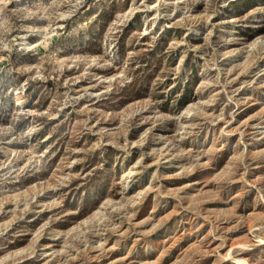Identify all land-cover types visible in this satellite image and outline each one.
<instances>
[{
    "label": "rangeland",
    "instance_id": "374dc122",
    "mask_svg": "<svg viewBox=\"0 0 264 264\" xmlns=\"http://www.w3.org/2000/svg\"><path fill=\"white\" fill-rule=\"evenodd\" d=\"M250 2L0 0V264H264Z\"/></svg>",
    "mask_w": 264,
    "mask_h": 264
},
{
    "label": "trees",
    "instance_id": "16d2710c",
    "mask_svg": "<svg viewBox=\"0 0 264 264\" xmlns=\"http://www.w3.org/2000/svg\"><path fill=\"white\" fill-rule=\"evenodd\" d=\"M256 0H251V2L250 3H254ZM247 3V2H246ZM247 8L248 7H250L251 5H245ZM101 179L102 178H94L93 180H92V183H91V185L89 186L90 188H95V192H94V194H92L93 196H91V195H88V199H87V201H86V203H88L90 200H92L93 198H94V196L95 195H97L99 192H101L103 189H106V187H107V185H108V183L107 182H104V183H102L101 182ZM99 182H101L102 184H100ZM101 188H102V190H101ZM104 191V190H103Z\"/></svg>",
    "mask_w": 264,
    "mask_h": 264
}]
</instances>
